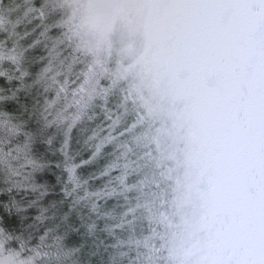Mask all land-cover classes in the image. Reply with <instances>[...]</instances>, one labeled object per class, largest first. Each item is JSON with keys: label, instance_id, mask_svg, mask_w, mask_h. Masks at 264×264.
Wrapping results in <instances>:
<instances>
[{"label": "snow or ice", "instance_id": "1", "mask_svg": "<svg viewBox=\"0 0 264 264\" xmlns=\"http://www.w3.org/2000/svg\"><path fill=\"white\" fill-rule=\"evenodd\" d=\"M60 7L59 0H0V123L7 126L0 156L11 160L15 153L24 162L22 168L9 166L20 179L6 180L0 192L25 193L19 203L9 196L11 206L5 210L10 216L15 209L22 224L31 221L26 230L38 228L52 210L54 226L41 242L52 231L62 232L55 237L60 240L95 226L80 207L89 194L73 182L75 163L65 159L59 175L52 176L39 162L55 139L53 122L46 108L36 104L29 110L27 96L21 95L33 87L39 93L61 55ZM141 7L155 26L172 87L184 98V127L208 168L205 178L223 201L231 202L236 176L264 177V0H142ZM41 44L48 55L39 58V71L29 73L23 65ZM21 110L28 113L23 122L17 116ZM104 144H98L99 154ZM236 203L239 223L223 226L240 250L232 264H264V181L257 190L240 193ZM10 223L0 216V256L8 249L5 238L24 247Z\"/></svg>", "mask_w": 264, "mask_h": 264}, {"label": "rangeland", "instance_id": "2", "mask_svg": "<svg viewBox=\"0 0 264 264\" xmlns=\"http://www.w3.org/2000/svg\"><path fill=\"white\" fill-rule=\"evenodd\" d=\"M59 2L64 44L61 52L68 58L53 62L48 73L51 79L47 74L42 87L52 91L48 105L59 108L56 115L67 124L69 118L80 113L86 114L81 120L89 117L96 102L105 109L109 100L115 108L112 113L120 114L114 118L111 111L105 115L99 109L100 126L107 131L98 144L101 140L105 141L104 146L116 142L118 134L114 130L120 126L113 124L121 121L126 136L119 137L122 139L115 145L112 151L115 154L106 168L123 167L122 177L111 195L126 196L138 191V195L145 197L140 216H135L137 224L141 223L138 236L131 234L128 241L130 249L135 250L136 262L232 264L240 250L223 226L239 223L240 209L236 203L239 194L257 190L264 177L245 173L236 176L237 195L231 202L223 201L210 188L205 178L208 168L200 161L184 127V98L173 89L163 67L157 32L149 13L141 7L142 0ZM23 67L29 73L34 72L29 62ZM28 79L25 78L26 84ZM21 95L27 96L29 107L30 92L26 90ZM21 111L23 122L28 113ZM6 127L0 123V139ZM12 166L18 167L19 163L13 161ZM0 168L4 182L17 177L6 166ZM133 176L138 178L131 183L128 178ZM4 242L8 249L0 256V264H27L29 258L32 264L52 259L60 262L57 256L48 258L41 248L27 249L24 240L21 241L24 247L15 241L9 243L8 239ZM68 261L78 264L75 255Z\"/></svg>", "mask_w": 264, "mask_h": 264}, {"label": "trees", "instance_id": "3", "mask_svg": "<svg viewBox=\"0 0 264 264\" xmlns=\"http://www.w3.org/2000/svg\"><path fill=\"white\" fill-rule=\"evenodd\" d=\"M241 2L247 3L248 0H241ZM4 3L11 4L12 0H6ZM28 27L30 30L32 26L29 25ZM63 45L64 44H62V46ZM47 55L48 53L45 51L43 44L32 50L31 61L29 62L31 68L34 71H39L42 64L39 58ZM66 55L67 54L64 55L61 52L59 62H64L65 58H68ZM48 76L49 79H51L50 74H48ZM28 83L31 84L32 80L28 79ZM43 84L44 82H42V85ZM51 92V90L44 92V89L41 86L39 94L37 93L36 88L33 87L30 90L31 99L28 100L29 110H31V108L36 104H38L41 109L46 108L49 119L53 122L52 132L55 133L53 144L48 148L46 154L39 162L48 166L49 174L52 176L59 175V172L65 163V152L68 154L67 162H74L75 165H80V167L77 168V175L80 177V185L84 191L89 194V198L86 201H83L80 207L85 214L91 215L92 220L95 221V226L91 229V231L79 230L71 232L67 237H63L60 240L55 239V237L62 236V232L52 231L49 232L44 241L41 242L40 237L44 235L45 231H47L49 227L54 226V222L49 219V217L52 216V210L49 209V211L44 214L45 218L42 221L37 222L38 228L26 230V224L31 221L24 222L22 224L20 216L15 212V209H13L10 216L5 210V205L11 206L9 196L13 197L18 203L24 200L25 193H17L15 191L10 194L0 192V216L7 217V219L11 222L9 229L12 232V235L19 236L20 241L24 240L27 244V249L32 250L41 248V251H43L44 254H47L48 258H52L51 256H53V258L54 256H57L60 260L59 263H55L53 259L51 262L44 260V264H70V261L68 260H70L73 255L76 256L78 264H138V262H136L137 258H134L135 250L130 249L129 245L131 244L129 242L128 245V241L130 240L129 237L131 234L138 236L137 228L141 223L137 224L135 216H140L142 209L141 206H143L142 202L145 200V197L138 195V193H136L138 191L129 192L126 196L109 195V192L118 186L122 177V166H109L106 168L107 162H111L113 155L115 154L112 152L115 145L122 139L119 137L126 136L125 133H122L123 127L120 124L121 121H117V123L113 124V126L117 124L120 126L116 131L114 130V133L116 135L118 134V138H116L117 141L110 142L104 146L99 156L94 161L91 163H84V161L92 159L93 153L96 151L98 139L103 138L104 132L107 131L102 130V125L100 126L102 113L106 115V113L110 112L112 109L114 110L115 108H113V105L109 102V100L105 109H102L96 102L91 109L90 116L78 121L76 126L73 127L72 132L67 138V148H65L64 133L67 131V123L65 122L63 125H60L59 121L62 118L59 119L56 115L59 108L56 110L55 106L48 105V99ZM36 93L37 95L35 98ZM42 97L44 102L42 101ZM99 109L102 113L99 112ZM112 111L110 113H112ZM112 114L114 118L115 115H120L116 112ZM21 115H23V113L22 111H19L17 116L20 121ZM63 120L65 121V119ZM106 123H109L108 118ZM81 128H86L83 139H87V137L92 136L94 132L98 133V136L90 141V147L85 148L83 145V139H80L78 136V132ZM126 134L130 136L129 133ZM78 139L80 141L79 143H77ZM78 152L79 154H77ZM103 170H106V172L100 174ZM19 178L20 177H14V179ZM137 178L138 176H133L128 178V180H130L131 183H134ZM85 181L87 182L86 184ZM7 186L8 185L5 184L0 173V189H4ZM98 190L102 191V195L96 194L95 191ZM93 207H95V211H93ZM29 212L32 215L39 214L31 209ZM5 239L7 240V238Z\"/></svg>", "mask_w": 264, "mask_h": 264}, {"label": "clouds", "instance_id": "4", "mask_svg": "<svg viewBox=\"0 0 264 264\" xmlns=\"http://www.w3.org/2000/svg\"><path fill=\"white\" fill-rule=\"evenodd\" d=\"M82 115H86L85 113H80L78 115L75 116V118H69L70 119V123L67 124V131L64 133L65 135V141H64V147L67 148V145H68V135L72 132V129L73 127L76 126V123L78 121L81 120V116ZM55 122V121H54ZM60 125H63L65 123V121L63 119H61L59 121ZM86 131V128H81L78 132V136L80 139H83V135H84V132ZM98 136V133L94 132L92 136H89L87 137V139H83V145L85 148L87 147H90V141H92L93 139H95V137ZM79 139L77 140V143H79ZM79 154V152L77 153ZM64 156H65V159L68 160V154L67 152L64 153ZM99 156V149H98V145H96V151L93 153V156H92V159L91 160H88V161H84V163H91L92 161H94L97 157ZM15 161V162H18L19 163V166L22 168L23 167V163L24 162H19L20 160L16 157V156H12L11 157V160H9L6 156H0V166H6L7 168H9V166H12V162ZM80 165L76 164L74 165V168H73V172H74V175H73V182L76 183L78 186H80V177L77 175V168H79ZM0 170H2V168H0ZM87 182L85 181V184ZM107 187V186H106ZM115 189H112L110 192H109V195L112 194V192H114ZM98 195H102L101 194H98ZM37 255H39V253H37ZM27 264H32V259L29 258L28 261H27Z\"/></svg>", "mask_w": 264, "mask_h": 264}]
</instances>
